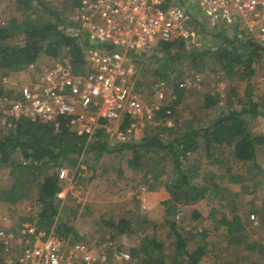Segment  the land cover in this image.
Returning a JSON list of instances; mask_svg holds the SVG:
<instances>
[{
  "label": "rangeland",
  "instance_id": "rangeland-1",
  "mask_svg": "<svg viewBox=\"0 0 264 264\" xmlns=\"http://www.w3.org/2000/svg\"><path fill=\"white\" fill-rule=\"evenodd\" d=\"M44 1L74 16L76 7L71 0ZM185 1L193 31L189 45H208L214 51L220 50V45L226 44L213 36L214 25L202 16L192 0ZM34 16L31 11L18 9L14 0H0V26L9 25L12 18L22 26ZM24 42L25 34L21 31L0 41L9 45H23ZM157 48V45L147 46L135 56L137 74L132 85L144 113L132 120L124 131L107 127L103 137L110 143L115 144L123 137L139 138L161 123L171 128L198 125L221 109L240 107L241 99L249 95L261 96L264 92V56L255 62L256 71L249 79L215 62L199 72L188 69L186 62H182L176 66L175 78L173 75L162 100L155 85L151 84L156 78L153 71L157 68V58L165 55ZM67 61L66 51L56 57L42 54L32 66L6 74V82H3L0 69L2 94L12 91L19 83L43 80L47 73ZM177 83L183 89L181 95L171 89ZM207 92L219 93L221 100L214 106L204 107ZM160 104L172 105L173 114L157 118L155 113L148 119L146 114ZM0 121H4L1 116ZM251 124L254 132L264 135L262 116L256 117ZM212 150L213 156L208 157L200 150L183 159L185 167L191 169L192 180L209 188L206 196H193L186 203L177 201L172 163L155 152L145 153L137 166L130 165L127 152L120 151L100 155L86 152L78 156L76 164L67 159L59 174L63 199L60 216L78 230L81 238L76 239L73 232L60 238V264H137L136 253L140 254V249L144 251L142 244L146 238L161 241L162 247L149 253L161 256L162 264H191L175 247L173 221L189 237L186 245L189 250L199 246L203 237L206 253L200 264H264V148L258 158L259 168L233 160L229 147L224 144L214 145ZM12 182L11 167L0 163V189L9 188ZM36 190L35 187L29 197L16 204L6 202L0 195V240L4 244L0 248V261L3 264H17L22 250L43 239L32 231L36 228L32 219L36 218L39 207ZM170 205L175 206L174 212L168 211ZM191 209H198L204 215L199 222V227L206 231L202 237L198 234L201 230L192 226L196 222L188 225ZM121 218L129 222L123 230L119 225H106L109 220L117 224Z\"/></svg>",
  "mask_w": 264,
  "mask_h": 264
},
{
  "label": "trees",
  "instance_id": "trees-1",
  "mask_svg": "<svg viewBox=\"0 0 264 264\" xmlns=\"http://www.w3.org/2000/svg\"><path fill=\"white\" fill-rule=\"evenodd\" d=\"M71 1L76 8L80 4V0ZM173 1L184 0H167V3L160 7L165 8ZM14 3L18 9L31 11L35 16L22 26H19L15 18L11 19L9 25L0 26V41L7 40L18 31L25 34L23 45L0 43V69L3 70L4 76L10 71L32 66L42 54L56 57L62 51H66L68 57V61L64 63L69 64L75 72L86 70L88 55L99 45L89 43L83 31L84 38L81 39L72 33V29L78 26L73 17L44 0H14ZM213 25L215 31L213 36L221 38L222 43L226 44L223 47L220 45L221 49L217 51L208 45H189L188 39L181 36H176L168 42L157 43V49L165 55L157 58V68L153 71L156 78L151 84L163 79L170 87L173 75L175 78V68L182 62H186L187 68L195 72L203 71L210 62H215L222 65L225 70H236L245 79L251 78L256 71L255 62L264 56V44L244 30H237L230 35L223 25L218 23ZM101 47L107 52L119 50L114 44L105 43ZM130 54L137 56L140 53ZM171 89L179 95L182 94L183 89L178 83L172 85ZM3 92V88L0 87V97L3 96ZM220 100L219 93L207 92L204 95L203 106L206 108L214 106ZM155 112L157 118H167L173 114L174 108L172 105L160 104ZM258 116L264 118V92L261 96L249 95L245 100L241 99L240 107L223 108L198 125L171 128L161 123L148 134L139 138H119L115 144L103 137L104 131L107 127L124 131L132 121L130 113L114 123L101 119L92 136L86 132L79 133L74 128L71 116L59 115L47 122L31 121L26 117H8L3 122L0 121V163L11 167L13 182L9 188L0 189V195L6 202L16 204L29 197L36 187L39 207L36 218L32 219L36 229L53 233L58 238L73 232L76 239H79L81 235L78 230L63 221L60 216L63 199L60 195L59 174L67 159L76 164L78 156L86 152L100 155L120 151L127 152L129 164L137 166L140 165L145 153L155 152L172 163L173 187L177 191V201L186 203L193 196H206L209 191L208 186H202L192 180L191 169L185 167L183 163V159L193 152L201 150L206 152L208 157L213 156L214 145L224 144L229 147L233 160L260 167L258 158L264 148V135L254 132L251 124ZM167 209L174 212L175 206L170 205ZM203 219L202 211L190 210L188 225L196 222L192 226L201 230V232L195 230L201 237L206 232L199 227V222ZM128 224L129 222L123 218L117 224L111 220L106 222L107 226L119 225L121 230ZM177 226L176 221L171 222L175 247L191 264H200V259L206 253L203 237L199 246L189 250L186 247L189 237L187 238ZM145 240L149 242L145 241L142 244L145 252L140 249V254L143 252V257L136 253L139 257L137 264H157L158 261L162 264L161 256L155 257L149 253L150 250L160 249L161 241L155 238ZM2 246L4 244L0 240V248ZM0 264H3V261H0Z\"/></svg>",
  "mask_w": 264,
  "mask_h": 264
},
{
  "label": "built area",
  "instance_id": "built-area-1",
  "mask_svg": "<svg viewBox=\"0 0 264 264\" xmlns=\"http://www.w3.org/2000/svg\"><path fill=\"white\" fill-rule=\"evenodd\" d=\"M202 16L221 24L228 32L244 30L264 44V0H192ZM167 0H80L73 18L78 26L72 33L99 46L91 50L84 72H75L61 63L37 83H19L0 97V116L26 117L47 122L59 115L71 116L79 133L92 136L100 120L118 122L130 113L132 120L143 112L139 95L133 89L137 74L136 57L147 46L168 42L176 36L192 35L186 1ZM114 44L119 49L105 51ZM7 76L3 77V82ZM155 89L164 99L168 82L157 80ZM158 108V107H157ZM155 110L146 117L152 119ZM42 241L22 251L17 264H60L62 242L53 233L32 228ZM128 257V254H123Z\"/></svg>",
  "mask_w": 264,
  "mask_h": 264
}]
</instances>
